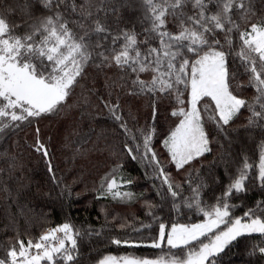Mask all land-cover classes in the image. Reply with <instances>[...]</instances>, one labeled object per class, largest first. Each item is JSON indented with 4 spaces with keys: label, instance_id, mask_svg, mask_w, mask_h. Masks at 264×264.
Returning a JSON list of instances; mask_svg holds the SVG:
<instances>
[{
    "label": "snow or ice",
    "instance_id": "1",
    "mask_svg": "<svg viewBox=\"0 0 264 264\" xmlns=\"http://www.w3.org/2000/svg\"><path fill=\"white\" fill-rule=\"evenodd\" d=\"M137 2L140 15L132 28L121 27V9L132 8L129 0H33L19 6V21L0 15V139L35 125L28 147L45 160L59 186L63 178L56 177L39 124L70 106L80 88L84 103L95 96V107L108 113L123 137L120 151L111 153L116 159L92 189L94 198H141L119 158L124 154L141 166L159 198L143 200L150 221L133 226L153 232L148 240L112 238L111 244L161 251L166 246L169 254H109L96 264H222L221 254L242 242L247 255L258 254L264 264V14L254 10V0ZM101 76L106 99L96 87ZM90 77L92 87L86 83ZM238 79H246L239 93ZM247 89L253 90L251 99L242 94ZM120 93L147 98L152 123L140 126L131 106L125 117ZM245 112L246 122L237 124ZM234 144L240 145L236 151ZM14 161L10 169L17 167ZM169 166L185 174L182 182ZM254 190L261 198L249 205ZM65 192L71 196L69 185ZM99 234L91 228L85 233L70 218L27 242L17 232L0 264H81L80 241Z\"/></svg>",
    "mask_w": 264,
    "mask_h": 264
},
{
    "label": "trees",
    "instance_id": "2",
    "mask_svg": "<svg viewBox=\"0 0 264 264\" xmlns=\"http://www.w3.org/2000/svg\"><path fill=\"white\" fill-rule=\"evenodd\" d=\"M26 2L31 4L33 0H0V15H4L9 21H19L21 19L19 6ZM82 2L83 0H76L77 4ZM129 3L132 4V8L121 9L123 16L121 27L132 28L133 22L140 15V12L136 10L138 9L137 0H129ZM34 6L39 7L38 4ZM254 10L258 15L264 14V0H254ZM135 29L142 33L139 23H135ZM142 38L143 35H141ZM86 83L88 87H92L91 77ZM242 84H246V79H238L234 82V89L238 93L241 91L238 85ZM96 87L106 99L102 76L97 78ZM87 94L85 90V95ZM242 94L251 99L253 90L247 89ZM120 96L125 117L128 116V109L131 106L140 126L152 123L147 98L136 99L123 93H120ZM112 99H116V92L113 93ZM77 102L79 106H74ZM98 103L96 97L91 96L90 102L85 104L81 98V89L77 88L76 94L69 101L70 106L58 116L49 117L39 124L41 138L49 146L56 177L58 180L63 178L59 186L52 183L45 160L28 147V144L33 141L35 125L16 135L0 139V153L8 154L7 158L0 157V257L6 255L5 249L16 237L17 232L27 242L30 236L38 237L45 228L62 223L66 218H70L76 227H82L85 233L89 228L100 233L91 237L85 236L80 241L81 264H96L99 258L109 254L168 257L166 246L161 251L146 247L133 249L124 245L111 244L112 238L148 240L153 232L148 229L136 232L133 231V226L139 228L141 222L150 221V218L145 215L146 208L143 200L158 202L159 198L151 188V181L145 178L141 166L126 154L119 158L125 164L126 174L135 178V184L131 186L132 191L141 198L131 203L110 198L106 200L94 198L95 193L92 189L98 185L100 177L108 170L109 164L116 159L111 153L114 149L117 152L120 151V142L123 139L122 136L116 135L118 129L108 117V113L102 107H95ZM166 104L167 101L160 104L161 110ZM246 116L245 112L237 124L245 123ZM160 122L163 127V116L160 117ZM129 123L131 124L132 121ZM208 127L211 130L212 125ZM224 143L227 147V142ZM212 147L214 150L219 149L220 144L214 142ZM239 147V144H234L233 151ZM157 148L159 149L158 144ZM246 151L251 155L255 149L250 146ZM11 157H15L14 163L17 165L15 169L9 168ZM212 158V155H209L204 161L205 169ZM254 159H258V156ZM196 167L199 165L197 164ZM171 171L175 181L184 180V173H176L174 168H171ZM218 171L223 178V169L220 168ZM207 179L211 184L212 177L209 176ZM65 185L71 187L70 197L67 192L61 195V189ZM260 198V192L254 190L248 193L246 202L254 205ZM163 214H167L166 209ZM121 224L128 226L121 228ZM221 260L222 264H248V262L259 264L260 257L258 254L256 257H249L242 242L231 251L221 254Z\"/></svg>",
    "mask_w": 264,
    "mask_h": 264
},
{
    "label": "rangeland",
    "instance_id": "3",
    "mask_svg": "<svg viewBox=\"0 0 264 264\" xmlns=\"http://www.w3.org/2000/svg\"><path fill=\"white\" fill-rule=\"evenodd\" d=\"M116 256H123V254L122 255H116Z\"/></svg>",
    "mask_w": 264,
    "mask_h": 264
}]
</instances>
